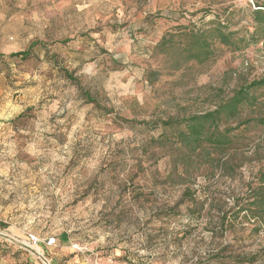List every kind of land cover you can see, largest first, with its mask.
Listing matches in <instances>:
<instances>
[{"label": "rangeland", "instance_id": "rangeland-1", "mask_svg": "<svg viewBox=\"0 0 264 264\" xmlns=\"http://www.w3.org/2000/svg\"><path fill=\"white\" fill-rule=\"evenodd\" d=\"M263 4L0 0V264H228L264 251V127L243 132L226 169L202 165L196 201L182 203L186 150L161 126L264 79V39L235 51L216 31L250 38ZM192 31L208 32L205 63Z\"/></svg>", "mask_w": 264, "mask_h": 264}, {"label": "trees", "instance_id": "trees-1", "mask_svg": "<svg viewBox=\"0 0 264 264\" xmlns=\"http://www.w3.org/2000/svg\"><path fill=\"white\" fill-rule=\"evenodd\" d=\"M256 7L257 10H255L253 15L261 29L259 31L256 30V32L248 39L243 38L242 40H235L232 34L224 33L221 31L222 29L217 28L216 31L219 33L220 43L223 46L231 47L235 51H241L248 48L251 44H256L264 39V4ZM192 32L191 36L195 39L193 44L196 45L193 48L196 50V54L191 58L197 59L200 63H205L211 59L213 53L208 44V32ZM240 43H244V46L241 47ZM200 51L202 54H198ZM29 56L30 52H21L11 55V57L21 58ZM61 71L67 79L75 84L79 83L78 79L74 78L68 70L61 69ZM259 91H263L262 97L264 99V79L254 81L246 88L240 89L231 98L218 103L213 111L196 113L181 120L170 118L161 122V126L164 130L162 135L168 139L175 138L178 146H181V149L186 150V155H184V157L176 164L177 170L181 167L184 171L183 174H179L178 181V185L185 187L181 197L182 203L196 201L191 192V179L197 177L198 171L202 165L208 164L214 167V164H221V167L226 169L228 164H233V161L238 159L240 156L238 152L241 151L243 146H248L239 141V137L243 135V132L248 129L250 125L254 124L257 128L264 127L263 115L249 117L253 115V113H259L260 108H264V102H260L259 104V100L255 95V93ZM82 95L89 103H96V99L90 91L82 90ZM253 108L254 110L251 111L250 109ZM246 109L248 110L245 111ZM244 113H246V117L248 118H243ZM241 127H244V129L239 131L241 130ZM237 131H239V134H236ZM230 150L231 152H235V156L231 157L232 159L228 158V152ZM211 156H215L216 158L210 159ZM203 159L206 160L204 161ZM241 167L242 164L238 163L235 167L232 166L231 174L228 175L231 177L237 175V172ZM261 185H264V174L261 178ZM263 260L264 251L253 256H234L229 258L228 264H261Z\"/></svg>", "mask_w": 264, "mask_h": 264}, {"label": "built area", "instance_id": "built-area-1", "mask_svg": "<svg viewBox=\"0 0 264 264\" xmlns=\"http://www.w3.org/2000/svg\"><path fill=\"white\" fill-rule=\"evenodd\" d=\"M29 241H30V243H31L32 245H35V246L39 245V243H40V240H39L37 237L33 236V235H31V236L29 237ZM55 243H56V240H55L54 238L49 239V240L47 241V246H52V245H54Z\"/></svg>", "mask_w": 264, "mask_h": 264}]
</instances>
